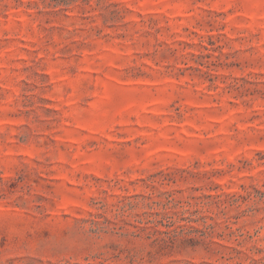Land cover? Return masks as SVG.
I'll list each match as a JSON object with an SVG mask.
<instances>
[{"label": "rangeland", "instance_id": "rangeland-1", "mask_svg": "<svg viewBox=\"0 0 264 264\" xmlns=\"http://www.w3.org/2000/svg\"><path fill=\"white\" fill-rule=\"evenodd\" d=\"M0 264H264V0H0Z\"/></svg>", "mask_w": 264, "mask_h": 264}]
</instances>
